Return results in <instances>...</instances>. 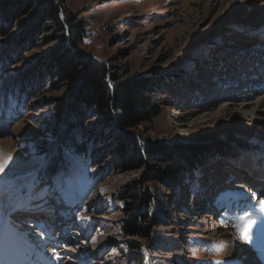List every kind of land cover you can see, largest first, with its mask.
Wrapping results in <instances>:
<instances>
[{"label":"rangeland","instance_id":"rangeland-1","mask_svg":"<svg viewBox=\"0 0 264 264\" xmlns=\"http://www.w3.org/2000/svg\"><path fill=\"white\" fill-rule=\"evenodd\" d=\"M50 1L58 7L66 33L67 17L82 25L76 51L107 67L108 85L113 84L112 75L121 80L142 77L156 82L160 113L135 130L139 144H147L144 138L188 147L226 144L237 156L216 154L201 162L196 175H182L169 194L167 225L159 229L158 242L136 240L140 251L127 248L130 240L122 234L124 216L118 195L131 183L138 185L139 193L150 190L153 182L148 181V167L132 172L110 169L104 177L96 174L89 184L90 177L80 178L84 167L73 168L72 184L85 185L65 190L74 205L69 209L72 219L54 232L56 238L49 240L46 251L54 253L52 245H60L56 254L61 264H264V214L259 211V201L264 199V161L248 153L246 158L240 157L253 147L264 150V105L260 103L264 79L252 82L242 93L233 89L219 94L220 88L215 82L211 85L210 76L221 59L228 72L239 64L244 68L248 48L261 47L254 40L264 33V0ZM41 9L31 2L14 20L0 23V141H5L0 152L9 158L4 174H0V232L5 233L20 224L21 230L27 231L24 216L20 217L15 205L21 192H34L35 209L48 206L52 210L57 204L49 202L45 194L62 189L59 180H55L56 186L40 181V171L45 161L42 151L53 140V101L67 86L51 88L46 82L34 86L26 77L58 47L52 29L34 31ZM13 88L16 91L10 94ZM228 94L231 99L224 96ZM94 121L92 117L86 123L88 132L96 130ZM108 143L102 146L109 148L112 156L104 164L119 162L113 144ZM23 165L31 169L17 171ZM99 167L91 168L93 174ZM256 171L261 177L253 176ZM225 174L236 178V186L229 181L227 186L232 189L220 195L214 210L196 214L200 208L195 213L190 203L198 196L201 183ZM61 193L59 202L64 199L65 193ZM15 208L18 211L8 219ZM57 210L62 218L64 208ZM245 211L256 220L252 244L243 243L232 226Z\"/></svg>","mask_w":264,"mask_h":264},{"label":"trees","instance_id":"trees-1","mask_svg":"<svg viewBox=\"0 0 264 264\" xmlns=\"http://www.w3.org/2000/svg\"><path fill=\"white\" fill-rule=\"evenodd\" d=\"M31 2L42 6L34 31L52 29L55 35L52 40L58 47L26 77L34 86L45 82L51 88L67 86L66 92L53 101V140L50 147L42 151L45 161L40 181L56 186L54 182L59 180L58 188L62 189L57 190L67 193V188L85 185L72 184L75 180L71 175L73 168L84 167L80 178L90 177L89 184L96 174L104 177V172L110 169L132 172L147 166L148 181L153 182L150 190L139 193L138 185L131 183L118 195L124 216L122 234L130 240L127 248L140 251V242L136 240L148 244L158 242L159 229L167 225L169 194L181 176L194 174L202 161L216 154H231L235 158L237 152L226 144L188 147L152 143L147 138L143 139L146 145L139 144L134 137L135 130L160 113L156 82L142 77L121 80L112 75L113 84L108 85L107 67L76 51L83 36L82 25L67 17L66 33L59 20L58 7L50 0L0 1V23L14 20V16ZM14 91L15 88L10 89V94ZM92 117L96 130L88 132L86 123ZM105 141L113 144V153L119 155V162L104 164L112 156L110 149L102 146ZM73 160L79 163L74 164ZM94 166H100L98 173L91 171Z\"/></svg>","mask_w":264,"mask_h":264},{"label":"snow or ice","instance_id":"snow-or-ice-1","mask_svg":"<svg viewBox=\"0 0 264 264\" xmlns=\"http://www.w3.org/2000/svg\"><path fill=\"white\" fill-rule=\"evenodd\" d=\"M9 158H5L2 153H0V174H4L5 168L8 165ZM252 199H256V194L252 193ZM259 211L261 214H264V199L259 201ZM256 224V220L251 218V213L245 211L243 215L237 218V223L232 225L237 233L240 235V238L245 244H252L253 242V225ZM259 239V238H258ZM95 238H93V243ZM56 259H60V255L57 253L55 256ZM262 258H264V252H262ZM215 264H223L221 261H216Z\"/></svg>","mask_w":264,"mask_h":264},{"label":"bare ground","instance_id":"bare-ground-1","mask_svg":"<svg viewBox=\"0 0 264 264\" xmlns=\"http://www.w3.org/2000/svg\"><path fill=\"white\" fill-rule=\"evenodd\" d=\"M250 59V57H249V54L248 55H246V57L245 58H243V60L244 61H247V60H249ZM225 61V60H224ZM222 62V59L220 60V63ZM227 63V62H226ZM210 66V65H209ZM215 66V65H214ZM233 66V65H232ZM249 67H250V65H248ZM212 85V84H211ZM214 85V84H213ZM209 89H206V92L209 94ZM212 92V91H211ZM260 103H262V105H264V99L262 100V101H260ZM5 141H0V144H5L4 143ZM2 144V145H3ZM1 153V152H0ZM19 167V166H18ZM29 169H31V166L29 167V165H23V166H20L19 167V169L17 170V171H24V170H29ZM16 171V172H17ZM15 173V172H14ZM215 177V176H214ZM2 193V192H1ZM5 193H3L2 195H4ZM13 203V202H12ZM9 204H11V203H9ZM1 207V206H0ZM199 209V208H198ZM200 210V209H199ZM14 211H16V210H14ZM197 211V210H196ZM0 221H1V219H0ZM6 236H8V235H5V234H2V237L3 238H6ZM9 240H11L12 241V245H14V244H17V245H19V246H22V245H24L23 243H20L21 241H20V237L18 236V235H16V234H14L13 233V235H11V238H8ZM20 241V242H19ZM30 250L31 249H34V247H30L29 248ZM49 252H45L44 253V263L43 264H52V255H53V252H52V250L51 249H49L48 250ZM34 252V251H33ZM39 253V252H38ZM38 256V255H37Z\"/></svg>","mask_w":264,"mask_h":264},{"label":"water","instance_id":"water-1","mask_svg":"<svg viewBox=\"0 0 264 264\" xmlns=\"http://www.w3.org/2000/svg\"><path fill=\"white\" fill-rule=\"evenodd\" d=\"M245 145H242L241 147H244Z\"/></svg>","mask_w":264,"mask_h":264}]
</instances>
